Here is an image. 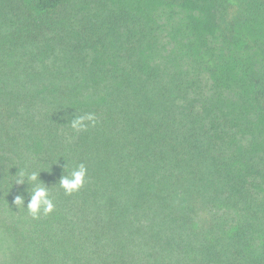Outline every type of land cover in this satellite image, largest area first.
I'll list each match as a JSON object with an SVG mask.
<instances>
[{
    "label": "trees",
    "instance_id": "trees-1",
    "mask_svg": "<svg viewBox=\"0 0 264 264\" xmlns=\"http://www.w3.org/2000/svg\"><path fill=\"white\" fill-rule=\"evenodd\" d=\"M68 1L0 0V211L13 262L264 264V48L253 67L239 55L264 1L99 0L93 19L74 6L59 15ZM87 113L95 126L74 131L70 118ZM80 164L85 183L68 195L60 178ZM21 172L38 180L17 185ZM37 185L54 208L33 218Z\"/></svg>",
    "mask_w": 264,
    "mask_h": 264
},
{
    "label": "rangeland",
    "instance_id": "rangeland-1",
    "mask_svg": "<svg viewBox=\"0 0 264 264\" xmlns=\"http://www.w3.org/2000/svg\"><path fill=\"white\" fill-rule=\"evenodd\" d=\"M264 1V0H262ZM113 2L112 0H104V3H106L108 6H111ZM100 3H103L99 0H69L67 3H65L61 9L59 10V15H64V18H67L71 13V9L74 6V14L79 13L82 14L85 19H87L89 16L95 18L96 16L102 14L105 9L102 7ZM145 4L150 5L152 10H158L157 8L161 7L162 5L159 3L158 0H145ZM9 8L6 7V9L10 12L9 9H11L12 13L10 12V16L16 17V14L18 11L17 7L12 5H7ZM81 8L78 9L79 7ZM76 7V8H75ZM193 14L195 17L198 15V13L193 11H186L183 13V16L185 14ZM95 20V19H94ZM241 35L245 37L246 39L251 38L249 42V46L241 47L239 55L240 57L245 58L246 64H248L250 67L256 66L260 63V60L262 59L260 53L261 49L258 45H261L264 48V18L262 19L260 25L258 26L257 30H255L254 33H249L247 29H240ZM249 33V34H248ZM256 34H262L260 36H257ZM209 40L212 41V37H209ZM195 46H198V42L194 43ZM212 47V46H211ZM257 125V126H256ZM255 126L256 130L255 132L257 135H259V139L261 142H264V114L257 117L255 119ZM5 217V214L0 211V264H17L13 262L12 258L14 254H12V251L14 250L15 245L7 240L6 234L3 231V226L5 221H3V218ZM6 224V223H5Z\"/></svg>",
    "mask_w": 264,
    "mask_h": 264
},
{
    "label": "clouds",
    "instance_id": "clouds-1",
    "mask_svg": "<svg viewBox=\"0 0 264 264\" xmlns=\"http://www.w3.org/2000/svg\"><path fill=\"white\" fill-rule=\"evenodd\" d=\"M96 116L94 113H87L85 115H78L74 118H70V126L76 131H86L89 126H95ZM87 175V169L83 164H80L78 170L71 173V179L67 176H62L60 178L59 184L64 192L71 195L74 192L79 191L84 183ZM15 183L17 185H23L27 179L29 182H36L39 177V173H24L21 172L15 176ZM42 184V183H41ZM14 204L17 206L24 207V199L22 196L17 195L14 197ZM54 204L49 198L48 190L41 185H37L31 193V197L27 203V209L33 216V218H38L41 211L44 214L51 213L53 211Z\"/></svg>",
    "mask_w": 264,
    "mask_h": 264
}]
</instances>
